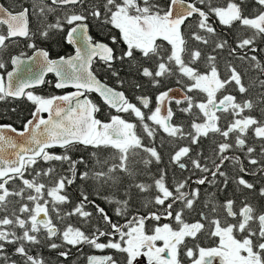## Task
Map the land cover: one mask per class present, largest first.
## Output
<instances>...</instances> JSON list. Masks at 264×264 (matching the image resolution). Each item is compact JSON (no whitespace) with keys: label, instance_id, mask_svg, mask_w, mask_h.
Returning a JSON list of instances; mask_svg holds the SVG:
<instances>
[{"label":"snow or ice","instance_id":"snow-or-ice-1","mask_svg":"<svg viewBox=\"0 0 264 264\" xmlns=\"http://www.w3.org/2000/svg\"><path fill=\"white\" fill-rule=\"evenodd\" d=\"M0 72V264H264V0H12Z\"/></svg>","mask_w":264,"mask_h":264},{"label":"trees","instance_id":"trees-1","mask_svg":"<svg viewBox=\"0 0 264 264\" xmlns=\"http://www.w3.org/2000/svg\"><path fill=\"white\" fill-rule=\"evenodd\" d=\"M92 34L97 38V39H102V37L100 36L98 30H96L95 28L92 29ZM107 42V41H106ZM39 46L46 48L47 50H49L50 55L52 58H57L58 55H65L69 53V48L66 45V43L63 40V37L60 34H57L53 37L52 40L50 41H46L41 43ZM11 47V46H10ZM11 50L13 52V54L18 53L15 50L17 49L16 47H11ZM2 73V72H1ZM3 74V73H2ZM98 78L104 82L107 83L109 86L112 87H116L115 84V80L114 78H111L109 74H105L104 72L100 71L97 73ZM49 80H53L51 77L47 78ZM37 92L41 95H49V94H64V92L66 91H56L53 87H51L50 85H43L41 86L39 89H37ZM126 94H128L130 97L132 96V92L128 91ZM89 98L92 99L95 103H97L102 111L97 113L96 116L98 119H101L104 122H107L110 120V113L112 115H116L117 113L113 112L112 110L108 109L105 105H103L101 103V101L95 97L92 94H88ZM14 106L17 107V113H11L10 107L0 103V123H12L15 122V126L16 127H20V121L21 119L27 115V111L26 109L28 107H30V105H26V104H19L16 105L14 103ZM122 116H125V118H129V119H133L134 118H130L127 117V114H120ZM145 143H149V141L147 139H145ZM207 143V142H206ZM157 145H159V140H157ZM170 150V148L168 146H166L164 149L161 150L162 156H163V162L161 165L157 166L155 163H153V165H151V170L153 173L156 172L157 167H165L167 166V162H168V151ZM56 151H60L59 149H56ZM91 152V149H84L83 147H81V151L80 152H76L74 153L75 157H79L81 155L85 156L86 158L89 156ZM147 179V178H144ZM171 179V172H169V180ZM221 199H223V196H221ZM105 207H108L107 205H104ZM110 215H113L111 212H109ZM113 219H116L115 216H113ZM121 222L123 223L124 221L121 220ZM165 221H162V223ZM205 244H207V241L204 242ZM74 255L72 257L73 260L77 261V264H86V256L87 255H104V254H111V250H106L104 253L98 252L96 250L90 249L88 247H84L82 249V252H76V250H73ZM43 254L50 260V261H54L55 260V255L54 254H49L47 252V250L43 251Z\"/></svg>","mask_w":264,"mask_h":264},{"label":"flooded vegetation","instance_id":"flooded-vegetation-1","mask_svg":"<svg viewBox=\"0 0 264 264\" xmlns=\"http://www.w3.org/2000/svg\"><path fill=\"white\" fill-rule=\"evenodd\" d=\"M0 3L1 4H4L5 6H8L9 4H11L12 3V0H0ZM67 45V44H66ZM17 45H12L11 47H16ZM68 46V45H67ZM68 48H69V53H71L72 52V48L70 47V46H68ZM17 49L18 50H15V51H17V52H19L20 50H26V51H28L27 49H26V45H25V42L24 41H19L18 42V46H17ZM16 54V53H15ZM8 70H11V68L9 67V69ZM0 74H2L1 72H0ZM49 77H51L52 79H53V81L55 80L52 76H49ZM49 77H47V78H49ZM56 90V89H55ZM56 91H69V90H56ZM93 95V94H92ZM95 96V95H94ZM96 97V96H95ZM102 103V102H101Z\"/></svg>","mask_w":264,"mask_h":264},{"label":"water","instance_id":"water-1","mask_svg":"<svg viewBox=\"0 0 264 264\" xmlns=\"http://www.w3.org/2000/svg\"><path fill=\"white\" fill-rule=\"evenodd\" d=\"M1 4V3H0ZM69 46V45H68ZM71 47V46H70ZM49 76H52L54 79H55V77L53 76V75H49ZM91 94H93V95H95L101 102H102V104H103V101L100 99V97L96 94V93H91ZM104 105V104H103ZM106 106V105H105ZM107 107V106H106ZM108 108V107H107ZM109 109V108H108ZM111 110V109H110ZM113 112H115L114 110H112Z\"/></svg>","mask_w":264,"mask_h":264},{"label":"rangeland","instance_id":"rangeland-1","mask_svg":"<svg viewBox=\"0 0 264 264\" xmlns=\"http://www.w3.org/2000/svg\"><path fill=\"white\" fill-rule=\"evenodd\" d=\"M142 259V264H146V259L145 258H141ZM216 264H218V262H216Z\"/></svg>","mask_w":264,"mask_h":264}]
</instances>
